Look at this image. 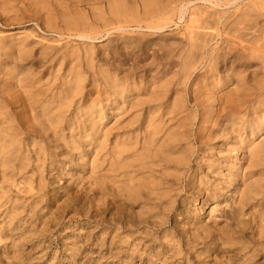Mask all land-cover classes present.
Here are the masks:
<instances>
[{
  "label": "rangeland",
  "instance_id": "rangeland-1",
  "mask_svg": "<svg viewBox=\"0 0 264 264\" xmlns=\"http://www.w3.org/2000/svg\"><path fill=\"white\" fill-rule=\"evenodd\" d=\"M82 1L83 2H81V0H77V1H74V2H71V3L67 2L66 5H68V6H65V4H63L67 8V10H65V9L61 8L62 6L60 5V2H58V0H53V1L52 0H24V1L23 0H0V36H1L0 37L1 38L0 39L1 40L0 41V52H1L0 56H2V57H0V59H1L0 63H2V64H0V68H1L0 72L2 74H5V75H6V73L8 71H10L9 74L16 73V75L14 74L15 79L17 78L16 82H18L20 80V78H22V76H23V75L20 76L18 72H20V74H22V73L25 74V72L28 71L25 75H28V74L35 75L36 74V75H38V77H40V76L42 77L43 76L42 74H44V72H45V74H44L45 76H43V80L46 79L47 76H48V79H51L50 80L51 83L55 82L53 84V88H52L51 91L56 90V88H57V90L54 91V93L52 92L53 94L51 92L50 93L52 95H56L55 97L57 98V93L59 92V87L58 86L61 84L62 77L69 70V66H70L69 63H66V62L69 61L68 59H71V58H69L68 54H72L73 52L78 51L76 53H80L81 55L83 54L82 56L84 58H85V55L89 56V60H92L91 62H92L93 71H95L96 73L97 72H101V74H100L101 77L103 75H105V74L106 75H109L111 73L114 74L115 72H117V73H115L114 75L111 74L109 76H112V77L117 76V77H119V75H120L121 77H119V78H124L125 76L128 75L130 77L129 79H132V81L131 80L127 81L128 84L130 82L129 86H134L135 84L138 85L136 83V81H135L136 79H137V82L145 80V81L141 82V84L142 85L145 84L147 86H150L149 84L152 82V81H150L152 79L151 76H154V74L156 72V69H154V68L158 67L156 61H158V62L160 61V64H161L160 66H161L162 69H165L167 67L165 70H162L160 68L162 73L164 72L163 75H162L164 78L169 76L171 73L174 74L176 72L172 77L171 76H170V78L168 77L169 79H171L170 81L171 82L173 81V82L169 85L170 81L168 83H167V81H165V83L167 85L165 87H163V90L166 91V93H167L168 103L170 102L169 100H173L172 98L175 96V94H177V91L179 90L178 93L179 92L180 93H179V95L178 94L177 95L179 96V98L183 99L182 100L183 103H181V104L184 105L183 106V105L180 104L181 107L180 106H179V108L175 107L176 110L177 109H179V110H177V112L174 110V114H171L169 117H171L172 115L180 114V115H177V116H180L181 118L182 117L191 118L190 120H188L189 118H187V120L190 121V122H193V123L195 122V126H192V127L190 126V127H188V129H190V131H192L193 133L196 132V131H199V133L200 134L202 133V135H204V136L210 134V131L213 128V126H212L213 123L215 122V120L219 119L223 115V112L226 113L228 111H231V109L233 110L235 108V105H234V103L231 100L232 98L228 94H231V93L234 94V90H235V92L238 90L236 87H238L240 85V83L237 81L239 83V85H238L236 80L238 79V75L240 74V72L243 73V74H240L239 76L243 75V76L247 77L249 75L248 79L250 81V84H254L253 82H255V80H259V81L260 80L261 81L264 80V73L262 74V72H264V55L262 57V54L264 52V47H263V45H264L263 43L264 42H262V41L264 39L261 38V37H263L262 34H264V7H261L262 5L264 6V0H236V1L235 0H209V1L208 0L207 1H203V0H197L196 1V0H194V2H193V0H168V5L170 4L169 6H173V4H174L173 7H168L167 6L168 8L166 7L165 8L166 10L162 9L163 11L161 9H159L161 13L159 12L158 14H156L154 17L151 18V19H153V18L155 19L156 18L155 19L156 21L154 19H153V21L151 19H149L151 21L147 20V22L149 21L148 23L153 24V26H154V24L155 25L158 24V26L156 25V27H162V29H160V30H162L161 32H160V30H149V29H146L144 27L146 25V23L144 22V24H142L143 27H141V28L140 27L137 28L136 26H133V27H130V29H126L125 30L126 32L124 31V32H118L117 33V31H116L117 34H115V32H112V31L109 32L108 34L103 32L100 35H97L95 39H92V40H89V41L88 40H79V39H77V38H75L73 36L71 38V36H68L67 34L60 33L61 31H63V24L60 22V19H58L60 12H63V11L64 12L65 11L70 12V11L73 10V13L75 12L74 14L84 13V12L89 14L90 10H91L90 8L93 7V6H96V8H100V10L102 9L101 12H104V15L107 16L109 14L108 10H107L108 9V4H111V5H116V6L118 5L119 7L123 6V8H125L127 11H129L128 13H130V14L133 13V15H128L129 17L134 16V17L137 18L138 16L141 15L142 10L144 9V6L145 7L147 5L151 6L152 5L151 3L157 2V0H102V1L101 0L100 1L99 0H96V1L95 0H89V2H87L88 0H82ZM130 1H132V3ZM159 1L160 0H158V2ZM162 1H163L162 3L166 4L167 0H162ZM218 1H219V3H217ZM257 1H260V2H257ZM54 2H56L57 4L54 3ZM191 2H193V3H191ZM28 3H30V4H28ZM62 3H63V1H62ZM187 3H189L190 5L187 4ZM252 3H253V5H250ZM209 4H211L212 6L211 5L209 6ZM216 4H218V5H216ZM259 4H262V5H259ZM34 5H36V6L34 7ZM72 5H74V6H72ZM25 6H27V7H25ZM41 6H43L44 8L41 7ZM184 6H186V7H184ZM17 7H19V8L21 7V8L19 9ZM199 7L200 8L202 7V8L200 9ZM210 7H213V8H210ZM137 8H139V9H137ZM185 8H186V12H185ZM193 8H195V9H193ZM205 8L206 9L210 8L211 12L208 10L207 12H209V13H207L206 11H204V10H206ZM253 8H254V10H253ZM175 9H176V12H175ZM192 9H193V11H192ZM232 9L233 10L236 9L237 11L235 10V12H233ZM33 10H34V12H32ZM43 10H44V12H43ZM171 10H173V11H171ZM189 10H191L192 12L191 11L189 12ZM168 11H169V13L171 11L172 14H173V12H175L176 14L174 13V17H173L172 14H170V15H172V16H170ZM216 11L218 13L219 12H221V13H219L220 15L217 14V19L218 20L213 21V20L216 19L215 18L216 17L215 13H217ZM244 11H247V12H244ZM193 12H199V13H196V14L194 13V16H193V15H191V14H193ZM202 12L206 13V14H204V15H206L205 17H204ZM243 12H244V14H243ZM24 13H27V14L29 13V14L27 16V14H24ZM53 13H55V14H53ZM167 13H168V15H167ZM222 13H223V15H222ZM231 13H232V15H231ZM240 13H242V15ZM246 13H248L249 17H248V15ZM177 14L179 16L180 15L181 16L179 17V16H177ZM233 14H235V15H233ZM245 14H246L247 19L245 17ZM166 15L170 16L171 18L170 17H168V19H167V17L164 18V16H166ZM250 15H252V16H250ZM44 16H46V18ZM161 16L163 18H161ZM199 16L201 17L200 21L196 19V18L199 19L200 18ZM239 16H242V17H240V19H239L238 18ZM254 16H258V17H255L256 18L255 19V18H253ZM47 17H49L50 19L47 18ZM181 17H182V19H180ZM203 17L206 18V19L208 17V19L205 20ZM211 17H212V19H210ZM133 18H131V19H133ZM237 18H238V20H237ZM164 20L167 23L164 22ZM209 20H210V22H209ZM234 20L236 22H234ZM38 21H41V22H38ZM130 21H133V20H130ZM205 21H208V22H205ZM219 21H221L220 23L223 22L224 24L221 25L219 23ZM225 21H227V22H225ZM158 22L159 23H163L164 22V23L162 25L160 24L161 25L160 26ZM197 22L199 24H197ZM237 22L238 23L240 22V23L238 24ZM256 22L257 23L259 22L258 25H260V26H257ZM40 23H41V25H40ZM241 23H243V24H241ZM130 24H131V22H130ZM235 24H237V26ZM252 24H254V25L256 24L255 26H257V27H255ZM51 25H53L52 26L53 29L50 28ZM132 25H134V24H132ZM195 25L196 26L199 25L197 27L200 30H197V27ZM202 25L207 30L204 29L203 27H200ZM204 25H207V27L204 26ZM95 26L96 27H100V29H102V26H103L102 21H96ZM191 26H193L194 28L193 27L189 28ZM213 28L216 29V30H214L215 32L212 31ZM245 28H247L248 30L245 29ZM252 28L254 30L256 28L257 30L254 31ZM131 29H134V31L133 30L131 31ZM186 29H189L190 33L193 31L194 34L193 33L190 34L189 30H186ZM148 30L151 31V32H149ZM195 30H197V31H195ZM227 30H228V33H227ZM251 30L254 31V33ZM31 31L35 35H32ZM202 31H204V32L208 31L207 32L208 34L205 35ZM29 32H31V35H30L31 37L29 36V34H30ZM238 32H240V33H238ZM247 32H248V34L250 33L249 35H251L252 37L249 36L247 34ZM120 33H122V34L120 35ZM219 33H220V35H217ZM109 34H111V35H109ZM113 34H115V35H113ZM129 34H130V36H126V35H129ZM159 34H161V35H159ZM209 34H210V36H209ZM231 34H232V36H231ZM239 34L240 35L242 34V35L240 36ZM253 34L256 35V37ZM104 35H105V37H104ZM119 35H120V37H119ZM156 35H159L161 37H159V36L156 37ZM190 35H192V36H190ZM194 35H196V36H194ZM201 35H202V37H201ZM234 35H236V36H234ZM32 36H34V37H32ZM41 36H43V37L41 38ZM121 36H122V38L123 37L124 38H129V39L135 38V41L133 39L131 40L135 44L136 43L138 44V42L141 43L143 40L144 41L142 43H144V42H146V40H148L145 43L146 46H147V47L146 46L145 47L147 49L145 47H142V48H138L137 47L136 48L137 44L136 45L134 44L133 48L119 49L120 50V54H118L119 50L118 51L114 50L112 52V50L114 49L113 47L116 44H120L122 42L121 41L122 40ZM136 36H137V38H136ZM142 36H145V38H147V39H143L142 40L140 38L141 41H139L138 37H142ZM117 37H119L121 40L119 38H117ZM189 37H191L193 40H191V41L188 40V39H190ZM203 37L204 38L206 37V40H204ZM24 38H27V40L26 39L24 40ZM53 38H54V41L52 42ZM245 38H247V40ZM59 39H60V41H59ZM106 39H107V42H108L107 44L105 43ZM150 39L152 40L151 42H150ZM241 39H242V41H241ZM46 40H47V42H46ZM194 40L195 41L198 40L197 43H195ZM231 40H233V42ZM23 41H25L24 42L25 45L28 43V47H27V45L25 46L22 43ZM109 41H111L112 43L109 42ZM203 41H205V44H202ZM207 41H209V42H207ZM239 41H241V42H239ZM54 42H56V43L59 42L57 45H59V44L60 45L57 46L56 43H54ZM149 42L151 43V45H149L150 44ZM247 42H249V43H247ZM250 42H252V43H250ZM189 43L193 47H191V45H189ZM198 43H201V44L197 45ZM258 43H260V44H258ZM45 44H50V46L51 47L53 46V47L50 48V46L45 45ZM63 44H65V45L67 44L66 47ZM72 44H74V45H72ZM102 44H104V45L106 44L107 45V47L105 45V48H107L106 51H105V55L102 53V50H99V48H98L99 45H100V49L102 48V46L104 47V45H102ZM108 44H110V45H108ZM175 44H176V46H175ZM20 45H21V47H19ZM22 45H24V46H22ZM44 45L48 46V47L44 48L45 47ZM54 45H56L57 48ZM203 45H205L206 47L203 46ZM239 45L241 46V48H240ZM246 45H249V46H246ZM41 46L42 47L44 46L43 47L44 49H41L40 48ZM121 46L122 45L120 44V47ZM134 46H135V48H134ZM159 46H161V47H159ZM163 46L165 48H163ZM226 46H228V47H226ZM1 47H2L3 52H5V53L2 52ZM22 47H23L24 51H25V48L27 47L26 48L27 53L30 50L28 55H27V53L25 55L26 51L24 52L23 49H21ZM54 47L56 49H54ZM70 47L74 50V51L72 50L73 52L71 51ZM90 47H91V49H90ZM172 47H173V49H172ZM194 47H195V49H194ZM201 47L202 48L204 47V48L202 49ZM231 47H233V49H235V52H234V50ZM245 47H247V48H245ZM249 47H251V49L255 48L256 50H258V54L259 55H256L257 54L256 50L254 52H252V50ZM28 48H30V49L28 50ZM47 48L51 51L52 54L50 53L49 50H47L51 55L45 50ZM182 48H184V50ZM53 49L55 51H53ZM69 49H70V51H69ZM144 49H146L147 52ZM193 49L196 52L193 51ZM225 49L228 50V51H226ZM238 49H240V50H238ZM241 49H243L244 52L246 51L245 54H242L244 52H242ZM259 49H260V51H259ZM39 50H44V51H41V53H40ZM85 50H87V51H85ZM107 50H109V51H107ZM152 50H153V52L151 53ZM176 50H177V52H176ZM180 50H181V52H180ZM229 50H231V51H229ZM6 51H7V53H6ZM17 51H20V53L22 51V54L20 55V53L17 52ZM45 51L47 53H44ZM92 51H93V54H92ZM130 51L133 52V53H131ZM169 51H171L172 53H170ZM186 51H187V55H186ZM188 51H189V53H188ZM190 51H192V52H190ZM218 51H219V53H216ZM236 51L237 52L239 51V52L236 53ZM89 52H91V53H89ZM123 52H124V54H123ZM125 52H126V54H125ZM209 52H210V55L212 53L211 56L209 55ZM213 52H214V54H213ZM228 52H230V53L232 52L231 55L233 57ZM259 52L260 53L262 52V53L260 54ZM17 53H19V54H17ZM55 53H56L57 57L58 56H62V58L60 57L59 61L61 60L64 65H61L62 64L61 61L60 62L59 61L55 62L57 60V58L56 59L54 58L55 61L51 62V64L48 63V62H50V60L53 59V58H51V56L53 57V55H55ZM101 53L103 54V56L101 55ZM153 53H155L157 55L156 56L155 55L154 56L150 55V54H153ZM159 53H160V56L158 55ZM184 53H185V56H184ZM191 53H193V55ZM234 53H236V54H234ZM251 53H254V55H256V57L257 56H259V57L256 58ZM15 54H16L17 57H18V55H20L19 58H21V56H22L21 60L19 58L17 60V57L15 56ZM44 54L48 58L46 57L45 59H43L45 57ZM60 54H62V55H60ZM64 54H66V55H64ZM116 54H118V55H116ZM127 54L130 55V56L128 57ZM188 54H190L191 56H189ZM215 54L216 55L218 54L217 55L218 57H215V58H217L219 60V62L216 59L217 61L214 62V64H213V61H215V58H214ZM108 55H109V57H108ZM119 55H121V56L119 57ZM122 55L126 56V57H124L125 59L123 58ZM136 55L137 56L140 55V56L136 57ZM141 55L143 57H145L144 58L145 60L144 59H140V58H143ZM163 55H165V56H163ZM221 55H222V57H221ZM241 55H242V57H241ZM244 55H246V56H244ZM82 56H81V58H82ZM97 56H99V57H97ZM100 56H102V57H100ZM167 56H168V58H166ZM208 56H209V58L211 59L212 62H210V59L207 58ZM226 56L229 57L230 60ZM250 56H251V59H253L252 61H250L251 59L250 60L248 59ZM252 56H254V58ZM112 57H114V58H112ZM159 57H161V58H159ZM187 57H188V59H187ZM192 57H194V58H192ZM220 57H221V59H220ZM240 57H241V59H240ZM15 58H16L18 66L16 65ZM23 58H24V60H23ZM101 58H103V59H101ZM126 58H128V59H126ZM148 58H149L150 61H147ZM151 58H153V59H151ZM174 58H178V59L175 60ZM112 59H114V60H112ZM165 59H166L167 62L165 61ZM194 59L196 61H198V63L195 62ZM233 59H235V60H233ZM236 59H237L238 63H235ZM254 59H257V61L254 60ZM152 60H153V64L151 62ZM171 60H174V61L171 62ZM187 60H189V61H187ZM231 60H232V62H231ZM101 61H104V62H101ZM107 61L113 63L114 66L112 64L108 63ZM193 61H194V63H193ZM81 62H83V61L81 60ZM148 62L151 65H149ZM175 62L176 63L178 62V64H176ZM250 62H252V63H250ZM45 63H47V64H45ZM171 63H172V65H171ZM188 63H193L194 65L195 64H197V65L193 66V64H191L192 65V67H191ZM216 63L218 65H216ZM244 63L246 65V68L244 67ZM67 64H69V65L67 66ZM107 64H108V66H107ZM143 64H144V66H143ZM184 64H185V66H184ZM210 64L212 66H210ZM219 64H220V66H219ZM241 64H243L242 68L240 67ZM249 64H252V66H250ZM22 65H24V66H22ZM41 65H42V67L44 69H45V66H46L45 71L42 69ZM52 65H55V66L57 65V66H56V68L54 67V69H53ZM147 65H149V66H147ZM181 65H183V66H181ZM186 65H187V67H186ZM200 65H202V66H200ZM205 65H206L207 69L204 70L203 67L206 68ZM207 65H209V67H210L209 69L210 70L208 69ZM247 65H249V66H247ZM30 66H32V67H30ZM97 66H99V67H97ZM106 66H107V68H106ZM112 66L117 68V69L113 68ZM122 66H124L125 69L123 68L122 71H117L120 68L122 69ZM130 66L134 69V71H133L132 68H129ZM137 66H139V67H137ZM7 67H9V69H7ZM21 67H23V69ZM57 67H58V69H60L59 73H56V71H55V69H57ZM80 67H81V71L85 75V78H87L89 76L88 72H91L92 70L89 67L86 68L84 63H82L80 65ZM102 67L105 68V69H103ZM172 67H174V68H172ZM176 67H177V69L175 70ZM183 67H185V68H183ZM212 67H215L214 71H211V69L213 70ZM4 68H5V70H4ZM19 68H20V70H19ZM31 68H32V70H31ZM110 68H112V69H110ZM168 68H169V70H168ZM171 68L174 69V70H172ZM190 68H192V69L194 68V69L193 70H189ZM222 68H223V70H222ZM47 69L49 71H51V72H49L50 74L52 73L51 75L48 73ZM85 69H87V70H85ZM151 69H153L154 71L151 70ZM179 69H180V71H179ZM226 69L229 72H227ZM2 70L5 71V72H3ZM6 70H7V72H6ZM11 70H13L12 73H11ZM36 70H38V71H36ZM112 70H113V72H112ZM185 70H186V72H185ZM63 71H65V73ZM105 71H107V72L105 73ZM152 71L154 72V74H152L153 73ZM172 71H174V73ZM216 71H217V73H216ZM46 72L49 75H46ZM118 72H120V73H118ZM167 72H169L170 74L167 73ZM198 72H199V74L201 72L202 73L199 75ZM224 72H226V73H224ZM1 73H0V75H1L2 79H3V77H5V79H3V80H5L8 83V80H6V76H9V75L7 74L6 76L5 75L2 76ZM122 73H123V75H121ZM165 73H167V74H165ZM183 73H185V75H187L186 76L187 79L185 78V75ZM231 73L234 76H237V77H233L234 79L232 78L229 82H224L223 83V81L225 80L224 78H226V76L224 77V74L225 75H227V74L230 75ZM132 74H133V76H131ZM182 74L184 76L183 79H181V77H179V76H182ZM18 75H19L20 78L18 77ZM138 75L139 76L141 75L140 77H143L144 79H142V78L140 79V77ZM164 75H166V76H164ZM196 75L198 77H196ZM253 75H254L255 78L252 77ZM220 76L221 77L223 76L224 80H222V78ZM1 77H0V79H1ZM131 77H133V78H131ZM173 77H174V79H173ZM205 77H207L206 80H205ZM216 77H218V78H216ZM148 78H150V79L148 80ZM211 78H213V79H212V81L210 80V82H209V79H211ZM250 78H251V80H250ZM2 79H1V82H0V87H1L0 88V90H1L0 91V107L1 108L2 107H6L7 108V109L5 108V111H7L9 113V115H10L9 118H11V120L8 119L7 122L2 123V125L0 124V134H1L0 135V150H1L0 151V161H1L0 162V169H1V167H4L7 164L4 169L0 170V173H1L0 174V236H1L0 237V264H181L183 259H186V258H188L190 256L189 255L190 251L192 253H194V257H195L194 259L195 260L200 258V261H201L202 264H209V263L210 264H245V263H243V259L242 260L241 259L238 260L236 263H231L230 259H228L229 255L227 256V254H224V253H223L224 258H222L223 255L221 253H219V256H222V257H219V256H216L217 254L214 253L213 251H212L213 254L211 253L212 254L211 255L210 254L211 250L207 254V250L201 248V246H199V245L198 246L197 245L190 246L189 250L190 249L191 250L190 251L188 250V253H186L184 251L180 255L177 254V252H178L177 249L179 247H176V246H178L179 240H178V238H174V237H175L176 233H179V230L174 231V229L171 228V221H169V219H165L164 221L161 220V217L164 216V215H161V213L166 208V206H165L166 204L163 205V207H165V208H163L162 206H160V207L157 206L156 208H153L152 205L151 206L145 205L143 203V201L145 199L144 197L146 196L145 192L139 191L140 193L136 194L137 198L140 197L138 199V202L127 201L126 200L127 197H125V192L122 191V190H117L115 188H112L113 189L112 192H111V190H108L106 192L104 198H102L99 195V193H98V187H96V185H95V182H96V180L98 181L99 177L96 176L97 175V168H96L97 163L93 161V160L96 159L95 153H93V154L91 153V150H92L93 146L91 145V146L85 148V149L88 150V154L84 155L83 158H80V159L78 158L76 160V162H71L73 154L74 153L76 154L77 151L75 152V151H71V150L69 151L68 150V148L71 145L69 143V141H68V144L65 145L67 147H65L64 149L61 146V145H64L65 140L66 141L67 140H71L70 136L73 135L71 130H70V132H69V130L68 131L66 130L67 132L64 131L63 135L59 136L58 138L56 137L57 140L61 139L60 140V146L61 147L59 146V150H58V148L55 149L54 147H52L53 145L55 146L54 143L52 144V142L51 143L48 142V143L45 144V142H43L42 139H40L38 137H35V136H32V133L31 132L29 133V131H28L29 130V125L30 126L31 125H35V122L32 121V117H31L32 111H31V109L27 108V106L25 105L24 102H26V100L23 99L22 95H21V97H19L20 90L17 89V87L15 85H13V83H12V82H15V81L14 80L10 81L9 85H8ZM52 79H53V82H52ZM163 79H162V82L164 83V80H167V78L164 79V80ZM195 79L197 80V82H195L196 81ZM207 79H208L209 83L207 82ZM252 79H254V81ZM177 80L178 81L180 80L181 82L180 81L179 82L182 83L181 84L182 87L180 86L181 87L180 89H178L180 84H179V82ZM192 80H193V82H192ZM175 81L178 82V84ZM183 81H184V83H183ZM215 81H217V82H215ZM2 83L5 84V85H3L4 87L2 86ZM99 83L97 82L95 84L98 85ZM192 83H193V85H192ZM6 84L9 87L5 88ZM162 84H160V85H162ZM198 84L201 85V86H198ZM226 84H227V86H226ZM101 85H103V84H101ZM173 85H176V86H174L175 89H173L174 88ZM163 86H164V84H163ZM192 86L196 87V88L198 87V88L194 89ZM205 86H206V89L204 88ZM207 86H209V87H207ZM10 87L11 88L12 87H16V88H12V90H11ZM86 87H87V89H90V86L88 84H87V86H85V90H86ZM99 87L97 88L98 91L97 90L96 91L93 90V93L90 94L89 98H96L103 92L102 86H99ZM212 87H214V88H212ZM164 88L167 89V90H165ZM210 88H212V89H210ZM207 89H210V90H207ZM18 90H19V93H18ZM216 90L218 92H216ZM11 91H15L17 94L15 95V92H13V94H12ZM174 91H176V92H174ZM193 91L197 95H199V98L204 96V97H202L203 100L201 98L200 103L194 104L195 102L194 103L192 102L193 101V99H192L193 96L192 95L194 94ZM206 91H207V93H206ZM173 92H174V96H173ZM8 93H9V95H7ZM50 93H49V95H50ZM203 93H205V94H203ZM145 94L146 93L144 92L143 98H145V96H147V94L146 95ZM189 94H190V96H189ZM207 94H209V96H207ZM211 95H213V98L215 97L214 99L212 98L213 100L209 99ZM215 95H217V99L218 100L216 99ZM15 97H16V99H15ZM141 97H142V95H141ZM10 98L12 100H9ZM5 99H7L8 101L5 100ZM22 99H23V101H22ZM76 99H78V98H76ZM190 99H192V100H190ZM191 103H193V104H191ZM214 103L216 105H214ZM211 104H212V107H211ZM19 106H22V107L20 108ZM25 107H26V109H25ZM171 107L172 106H170V108ZM231 107H233V108H231ZM18 108H19V111L17 110ZM172 109H174V108H172ZM181 109H183V110H181ZM16 110L18 112H20V111L21 112L18 113ZM24 112L26 113V116H25ZM189 114H190L191 117L189 116ZM14 115L17 116L18 118L15 117ZM18 115L22 116V117H19ZM193 118H195V119H193ZM206 119H208V120H206ZM115 120H116V118L110 117L107 121H105V125H106V129L107 130H109L108 128H110L111 132H114V129H115V126H116L115 123H114ZM119 120L121 121V119H119ZM200 120H203V121L206 120L208 123L207 122L205 124L203 123L201 125L200 129H199L198 125H197L198 122H196V121H200ZM6 123H10V125L6 124ZM4 124H5V126H4ZM196 127L198 129L195 131ZM204 127H206V128H204ZM2 128L3 129L4 128H8V130L4 129V131H3L4 136L3 137H2L3 133L1 132ZM16 128H18V130ZM15 129L17 131H15ZM8 131H10L11 134ZM12 131H14V132H12ZM16 132H18V133H16ZM204 132H205V134H204ZM220 132L221 131H219L218 133H214V135L216 134L217 139L216 138L212 139V140L210 139L211 140L210 144H211L212 148L208 149L206 147L207 148L206 150H208V151H205V152H207L206 154H207L208 161L211 162L212 164H214V163L216 164L217 162H219V161H217V158H223L224 157V158H226L229 161L235 162V156H237V160L236 161H238V163L243 164L244 163L243 158L245 157L244 156V152H245L244 149H243L244 152L243 151H238V152L236 151L237 152L236 153L234 151L235 153L233 152V154H232V152L229 151L228 154H227L228 148H227V146H225L226 140H224L225 138L222 137L223 133L222 132L220 133ZM219 133H220V135H219ZM20 135H22V136L20 137ZM8 136L9 137L12 136V138L10 137V140H9ZM66 136H68V137H66ZM29 137H30V139H29ZM263 138H264V135L263 136L261 135L260 138L259 137H255V138H253L252 141H255V143H257L258 141L262 140ZM13 139H14V141H12ZM74 139H77V138L76 137L72 138V140H74ZM8 140H9V142H12V143L8 144L9 143V142H7ZM83 140H86V139H83ZM216 141H218V143ZM14 142H15V144H14ZM30 142H31V144H30ZM228 142H230V144H231L232 141L229 140ZM233 142L237 143V139L235 138L233 140ZM6 143H7V145H6ZM96 143H98V142L96 141ZM24 144H26V149H29V150L30 149H37V148H40V146L44 147V146L47 145L48 147L52 148L53 150L55 149V151H53L52 149H51V151L55 152L56 154H60V155H58V156L56 155V157H50L51 159L49 158V156L48 157L46 156L45 157V161H39L38 165L42 164L43 167L41 166L42 168H41L40 172H38V173L36 171H34V170H31L30 167H28L25 171L24 170H18L19 169L18 167H19V164H20V161L18 160V158H20L25 153V151L24 152L22 151V148H23ZM32 144H33L34 147L32 146ZM39 144H40V146H39ZM49 144H50V146H49ZM247 144L250 145V143H247ZM18 145H19V147H18ZM7 147H9L10 149L7 148ZM16 147H18V148H16ZM194 147H195L194 149L197 150L198 145L194 143ZM235 147H237V146H235ZM244 147H247V145H244ZM60 148H62L61 149L62 152H61ZM15 149H17V150H15ZM65 149H67V150H65ZM7 150H9V153H8ZM63 150H64V152H63ZM14 151H15V153H17V152L18 153L14 154ZM1 152H2V155H1ZM3 153H5V155ZM67 153H69L68 155L69 156L71 155L72 157L70 156V158H69V156L66 155ZM212 153H214V154H212ZM221 153L224 156H222ZM9 155H11L13 157L10 158ZM65 155L67 156V158H66ZM204 155H203V153H200V157H202ZM77 157H78V155H77ZM207 158L205 156V159H207ZM55 159H56V161H55ZM69 159H71V160H69ZM91 161H92V163H91ZM21 163L26 164L27 162L26 161H21ZM193 165L194 166H192V167H195V164H193ZM12 167L13 168L16 167V169H12ZM55 167H57L60 170L58 173H56V170L53 171V172L51 171ZM60 167H63V168H60ZM225 167H226V165H224V169H223V171H225L224 174L227 173V171L225 170ZM7 170H9V171H7ZM13 170H14V172H12ZM61 170H62V172H61ZM6 171H7V173H6ZM8 172H9L10 175L8 174ZM18 172H20V173H18ZM170 172L174 173L173 170H170ZM4 173H6V174H4ZM173 173L171 175L175 174V173L174 174ZM187 173H185L183 176L185 177ZM2 174L5 175V176H3ZM203 176L204 175H201V173L199 174L200 178L205 179ZM2 177L5 179V181L2 179ZM23 177L26 178V179H23ZM50 177H51V179H50ZM168 178H170V179H168L169 181L175 180V179H173L172 176H168ZM207 179H210V182H213V180H214L211 177L206 178L205 180H207ZM28 181L30 182V184H29ZM41 181H43V182H41ZM49 182H50V185H49ZM36 184H37V186H36ZM160 184L162 185V187L166 185V183H164V181L160 182ZM176 184H177L176 187H178V189L175 190V191L169 192V195L167 197L163 198L162 201L169 202L170 197H175L174 198V200H175L177 198V196L179 195L178 198L180 200L182 199V200L186 201V205H185V207L184 206H180L179 205L180 201L178 200L179 203L177 202L176 206H177V204L179 205V208L181 209V211L184 214V216L185 217H189L188 219H192V218L195 217V215H198L199 216V220L203 224H209V223H214V224L216 223L217 224V221L215 222V220H222L223 218L221 217L222 216L221 214H223V211L225 210V208H226V210H229L228 203L230 204V202L235 197V191L236 190H234V188L232 187L231 191L226 192V195L224 194L220 198V200L218 201V204L214 203V202H207V204H205L204 208H202L203 210H201L200 207H201L205 197H201L200 195H198V193L196 191L195 192H192V191L189 192L188 191V193H185V190L182 189V188L185 187L184 179H183V181H180V184H179V182L176 181ZM122 192H124V193H122ZM159 192L162 193V191H159ZM55 193L57 195L59 194L58 196L56 195L57 198L55 197ZM51 194L53 196H51ZM140 194H141V196H140ZM184 194H185L186 198H185ZM152 198H154V196H152ZM228 200H229V202H228ZM32 201H33V203H32ZM102 202H103V205H102ZM110 202H112V203H110ZM31 203H32V205H31ZM110 204H112V205H110ZM212 208L216 209L215 212L218 213L220 211V213H218V214H216L215 212H211L210 213ZM153 209L154 210L156 209V211H154ZM144 210H145V212H144ZM226 210H225V212H226ZM130 212H131V214H130ZM132 212H134V213H132ZM135 212H137V213H135ZM147 213H149V214H147ZM142 214H146V215L151 216V217L153 216V218L150 219V221L153 220V221H151V222H153L152 223L153 225H150V224L149 225H145V224H140L139 225L138 219H139V217ZM137 215H138V217H136ZM190 216H191V218H190ZM216 217H218V218H216ZM158 218H160V219H158ZM174 219L176 220V225L179 224V225H177L178 227L184 226V223L187 221V219H184V217H181L180 214L175 216ZM166 221H168V222H166ZM210 221H212V222H210ZM126 222H127V224H126ZM129 223H131V224H129ZM154 223H156V224H154ZM160 223H166V224H164V226L161 229H158V226H159ZM172 223H174V220H173ZM128 224H129V226H128ZM180 225H182V226H180ZM159 233H160L161 236L159 235ZM142 238H147V239L144 240ZM134 239H136V240L133 241ZM148 240H153V241L157 240V242L154 243V246L156 247V250L154 252H160V251L162 252V250H164L163 251L164 253L163 252L161 253L162 256L157 258L156 256H154L153 252H150L147 249L148 245L150 244L148 242ZM185 240L186 239H183V241H185ZM159 244H161L163 246V249H162V247H158ZM196 252H198V253H196ZM14 254H15V256H14ZM173 254L176 255V256H174L172 258H169L170 256H173ZM197 255H199V256H197ZM214 255H215V257H214ZM225 255L227 257H225ZM202 256H204L205 258L204 257L202 258ZM220 258H221V260H220ZM205 259H207V260H205ZM263 259L264 258H262V260L261 259L258 260L257 263L258 264H264V260ZM228 261H229V263H228ZM257 263L255 262V263H250V264H257Z\"/></svg>",
  "mask_w": 264,
  "mask_h": 264
},
{
  "label": "bare ground",
  "instance_id": "bare-ground-1",
  "mask_svg": "<svg viewBox=\"0 0 264 264\" xmlns=\"http://www.w3.org/2000/svg\"><path fill=\"white\" fill-rule=\"evenodd\" d=\"M24 1V0H23ZM53 1V0H52ZM63 1V3H62ZM74 1H77V0H58V2H60V5L62 6L61 8L67 10V8L65 6H68L66 5L67 2H74ZM96 1V0H95ZM100 1V0H99ZM102 1V0H101ZM197 1V0H196ZM203 1H207V0H203ZM202 1V2H203ZM209 1V0H208ZM236 1V0H235ZM81 2H83L81 0ZM89 2V0L87 1ZM117 2V1H116ZM132 3V1H130ZM158 2V0H157ZM157 2H154V3H151L152 5L149 6L147 5L146 7L144 6V9L142 10V13L140 16H138L137 18L134 17V16H131L129 17L128 15H133L128 13L129 11H127L125 8L122 7H119L118 5H111V4H108V15H104V12H101L100 8H96V6H93L91 7L90 9V13H77V14H74L73 13V10L68 12V11H63V12H60L59 14V17L58 19H60V22L63 24V31H59L60 33L62 34H67L68 36H72L79 39V40H92V39H95L97 35H100L101 33L105 32V33H109V32H115V34H117L118 32H124L126 29H130V27H133V26H136L137 28L138 27H143L142 24H144V22L146 23V25L144 26L146 29H149V30H160L162 29V27H156V25L158 26V24H151V23H148L149 21H153V19H151L152 17H154L156 14H158L160 12L159 9H165L167 6L168 7H173V6H169L168 5V0L166 1V4L165 3H162L163 1L160 0L158 3ZM194 2V0H193ZM191 2V3H193ZM224 2V1H223ZM233 2V1H232ZM231 2V3H232ZM257 2H260V1H257ZM27 3V2H26ZM56 3V2H54ZM105 3V2H104ZM176 3V2H175ZM204 3V2H203ZM207 3V2H206ZM219 3V1L217 2ZM228 3V2H227ZM13 4V3H12ZM15 4V3H14ZM20 4V3H19ZM30 4V3H28ZM41 4V3H40ZM39 4V5H40ZM57 4V3H56ZM55 4V5H56ZM65 4V6L63 5ZM73 4V3H72ZM84 4V3H83ZM91 4V3H90ZM93 4V3H92ZM100 4V3H99ZM127 4V3H126ZM143 4V3H142ZM189 4V3H187ZM186 4V5H187ZM221 4V3H220ZM263 4V3H262ZM262 4H259V5H262ZM46 5V4H45ZM49 5V4H48ZM59 5V4H58ZM77 5V4H76ZM85 5V4H84ZM88 5V4H87ZM95 5V4H94ZM184 5V4H183ZM190 5V4H189ZM188 5V6H189ZM211 4H209L210 6ZM214 5V4H213ZM218 5V4H216ZM228 5V4H227ZM250 5H253L250 4ZM31 6V5H30ZM36 5H34L35 7ZM57 6V5H56ZM74 6V5H72ZM133 6V5H132ZM212 6V5H211ZM27 7V6H25ZM38 7V6H37ZM40 7V6H39ZM43 7V6H41ZM46 7V6H45ZM55 7V6H54ZM71 7V6H70ZM78 7V6H77ZM141 7V6H140ZM167 7V8H168ZM186 7V6H184ZM226 7V6H225ZM249 7V6H248ZM257 7V6H256ZM261 7H264L263 5ZM19 8V7H17ZM21 8V7H20ZM19 8V9H20ZM33 8V7H32ZM44 8V7H43ZM60 8V7H59ZM58 8V9H59ZM60 8V9H61ZM178 8V7H177ZM200 8V7H199ZM202 8V7H201ZM200 8V9H201ZM210 8H213V7H210ZM210 8L209 9H206L204 11H210ZM31 9V8H30ZM69 9V8H68ZM139 9V8H137ZM136 9V10H137ZM183 9V8H182ZM195 9V8H193ZM192 9V11H193ZM218 9V8H217ZM223 9V8H222ZM42 10V9H41ZM76 10V9H75ZM162 10V11H163ZM166 10V9H165ZM181 10V9H180ZM197 10V9H196ZM212 10V9H211ZM233 10V9H232ZM236 9L233 10V12H235ZM243 10V9H242ZM245 10V9H244ZM254 10V8H253ZM257 10V9H256ZM263 10V9H262ZM261 10V11H262ZM21 11V10H20ZM60 11V10H59ZM58 11V12H59ZM78 11V10H77ZM173 11V10H171ZM168 11L169 15L172 14V12ZM191 10H189L190 12ZM191 11V12H192ZM215 11V10H214ZM221 11V10H220ZM237 11V10H236ZM34 12V10L32 11ZM44 12V10H43ZM79 12V11H78ZM175 12H176V9H175ZM173 12V17H174V13ZM180 12V11H179ZM185 12H186V8H185ZM211 12V11H210ZM213 12V11H212ZM217 12V11H216ZM239 12V11H238ZM244 12H247V11H244ZM243 12V14H244ZM69 13V14H68ZM140 13V12H139ZM161 13V12H160ZM167 13V15H168ZM194 13H199V12H193V15L194 16ZM203 13V12H202ZM209 13V12H207ZM221 13V12H219ZM218 12L215 13L216 15V19L213 20V21H216L218 20L217 19V14H219ZM224 13V12H223ZM222 13V15H223ZM24 14H27V13H24ZM29 14V13H28ZM27 14V16H28ZM33 14V13H32ZM39 14V13H38ZM55 14V13H53ZM176 14V13H175ZM206 14V13H203V15ZM214 14V13H213ZM212 14V15H213ZM242 15V13H240ZM248 15V13H246ZM246 14H245V17H246ZM91 15V16H90ZM164 16L167 17H170V16ZM202 15V16H203ZM214 15V16H215ZM220 15V14H219ZM221 15V16H222ZM232 15V13H231ZM235 15V14H233ZM237 15V14H236ZM30 16V15H29ZM38 16V15H37ZM36 16V17H37ZM43 16V15H42ZM176 16V15H175ZM177 16H179L177 14ZM181 16V15H180ZM179 16V17H180ZM183 16V15H182ZM196 16V15H195ZM206 15H204L205 17ZM208 16V15H207ZM230 16V15H229ZM252 16V15H250ZM39 17V16H38ZM37 17V18H38ZM46 18V16H44ZM51 17V16H50ZM134 17V18H133ZM159 17V16H158ZM157 17V18H158ZM172 17V18H173ZM200 17V16H199ZM203 17V18H204ZM235 17V16H234ZM240 17L242 16H239L238 18L240 19ZM244 17V16H243ZM249 17V15H248ZM255 17H258V16H254L253 18ZM260 17V16H259ZM36 18V19H37ZM42 18V17H41ZM49 18V17H47ZM133 18V19H131ZM161 18H163L161 16ZM160 18V19H161ZM171 18V17H170ZM236 18V17H235ZM237 18V20H238ZM33 19V18H32ZM50 19V18H49ZM151 19V20H149ZM156 19V18H155ZM154 19V20H155ZM174 19V18H173ZM182 19V17L180 18ZM197 20L200 21L201 17L198 19L196 18ZM205 20L207 19L204 18ZM203 19V20H204ZM212 19V17L210 18ZM233 19V18H232ZM245 19V18H244ZM247 19V17H246ZM249 19V18H248ZM256 19V18H255ZM254 19V20H255ZM260 19V18H259ZM40 20V19H39ZM43 20V19H42ZM52 20V19H51ZM130 20H133V21H130ZM147 20H149L147 22ZM227 20V19H226ZM236 20V19H235ZM234 20V22H236ZM35 21V20H34ZM48 21V20H47ZM53 21V20H52ZM96 21H102L103 23V26H102V29H100V27H96L95 26V23ZM156 21V20H155ZM168 21V20H167ZM198 21V22H199ZM212 21V20H211ZM247 21V20H246ZM253 21V20H252ZM257 21V20H256ZM38 22H41V21H38ZM46 22V21H45ZM59 22V23H60ZM131 22V24H130ZM162 22V21H161ZM164 22H166L164 20ZM163 22V23H164ZM197 22V24H199ZM203 22V21H202ZM205 22H208V21H205ZM210 22V20H209ZM221 21H219L220 23ZM227 22V21H225ZM43 23V22H42ZM156 23V22H155ZM159 23V22H158ZM163 23H159V25L163 24ZM167 23V22H166ZM238 23V22H237ZM240 23V22H239ZM238 23V24H239ZM253 23V22H252ZM259 23V22H258ZM258 23L256 22L257 26H260L258 25ZM134 24V25H132ZM172 24V23H171ZM205 24V23H204ZM221 25L224 24L223 22L220 23ZM227 24V23H226ZM243 24V23H241ZM255 24V25H256ZM41 25V23H40ZM160 25V26H161ZM237 26V24H235ZM254 25V24H252ZM254 25V26H255ZM53 25H51L50 28H52ZM165 26V25H164ZM196 26V25H195ZM199 26V25H197ZM196 26V27H197ZM207 27V25H204ZM212 26V25H211ZM219 26V25H218ZM232 26V25H231ZM255 26V27H257ZM48 27V26H47ZM193 26L189 27V28H192ZM200 27H203L200 26ZM188 28V27H187ZM194 28V27H193ZM204 28V27H203ZM209 28V27H208ZM222 28V27H221ZM226 28V27H225ZM234 28V27H233ZM53 29V28H52ZM206 29V28H204ZM211 29V28H210ZM223 29V28H222ZM240 29V28H239ZM247 29V28H245ZM253 29V28H252ZM51 30V29H50ZM134 31V29H131V31ZM136 30V29H135ZM148 30V31H149ZM182 30V29H181ZM186 30H189V29H186ZM192 30V29H191ZM194 30V29H193ZM197 30H200L198 27H197ZM195 30V31H197ZM203 30V29H202ZM207 30V29H206ZM209 30V29H208ZM216 29L213 28L212 31H214ZM224 30V29H223ZM229 30V29H228ZM228 30H227V33H228ZM248 30V29H247ZM254 30V29H253ZM255 30H257L255 28ZM254 30V31H255ZM117 31V33H116ZM162 30H160L161 32ZM205 31V30H204ZM202 31L205 35H207L208 31L207 32H204ZM210 31V30H209ZM250 31V30H249ZM252 31V30H251ZM254 31H252L254 33ZM263 31V30H262ZM32 32V31H31ZM31 32H29V36L31 35ZM126 32V31H125ZM151 32V31H149ZM185 32V31H184ZM183 32V33H184ZM187 32V31H186ZM215 32V31H214ZM242 32V31H241ZM59 33V34H60ZM128 33V32H127ZM189 33H190V30H189ZM193 33V31L191 32ZM190 33V34H191ZM201 33V32H200ZM230 33V32H229ZM240 33V32H238ZM113 34V35H115ZM122 33H120L121 35ZM132 34V33H131ZM145 34V33H144ZM186 34V33H185ZM194 34V33H193ZM192 34V35H193ZM223 34V33H222ZM233 34V33H232ZM231 34V36H232ZM244 34V33H243ZM248 34V32H247ZM250 34V33H249ZM248 34V35H249ZM32 35H35L33 34L32 32ZM111 35V34H109ZM119 35V37H120ZM134 35V34H133ZM161 35V34H159ZM159 35H156L159 36ZM188 35V34H187ZM190 35V36H192ZM217 35H220L217 34ZM224 35V34H223ZM222 35V36H223ZM230 35V34H229ZM240 35V34H239ZM242 35V34H241ZM240 35V36H241ZM254 35V34H253ZM258 35V34H257ZM263 38L264 39V34H262ZM261 35V36H262ZM64 36V35H63ZM123 36V35H122ZM121 36V38H122ZM125 36V35H124ZM126 36H130L129 35H126ZM125 36V37H126ZM132 36V35H131ZM140 36V35H139ZM149 36V35H148ZM196 36V35H194ZM210 36V34H209ZM225 36V35H224ZM236 36V35H234ZM244 36V35H243ZM247 36V35H246ZM251 36V35H249ZM248 36V37H249ZM256 37V35H254ZM1 37V36H0ZM31 37V36H30ZM29 37V38H30ZM34 37V36H32ZM43 36H41L42 38ZM61 37V36H60ZM105 37V35H104ZM117 37V38H119ZM134 37V36H133ZM161 37V36H159ZM202 37V35H201ZM228 37V36H227ZM252 37V36H251ZM258 37V36H257ZM67 38V37H66ZM112 38V37H111ZM137 38V36H136ZM139 38V41L140 38L143 40V39H147L145 38V36H142V37H138ZM184 38V37H183ZM190 39L188 40H193L191 37H189ZM200 38V37H199ZM204 38V37H203ZM212 38V37H211ZM214 38V37H213ZM217 38V37H216ZM224 38V37H223ZM226 38V37H225ZM237 38V37H236ZM260 38V39H261ZM1 39V38H0ZM27 40V38H24V40ZM69 39V38H68ZM108 39V38H107ZM107 39H106V44L108 43L107 42ZM120 39V38H119ZM118 39V40H119ZM134 41H135V38H132ZM132 39H129V38H122V42L119 43L122 45L120 47V44H116L112 49V52L115 50V51H118L119 49H129V48H133V45L135 44L134 42H132L131 40ZM152 39V38H151ZM150 39V42L152 41ZM208 39V38H207ZM247 40V38H245ZM259 39V38H258ZM64 40V39H63ZM66 40V39H65ZM138 40V39H137ZM196 40V39H195ZM194 40V41H195ZM204 40H206V37L204 38ZM210 40V39H209ZM240 40V39H239ZM252 40V39H251ZM250 40V41H251ZM1 41V40H0ZM45 41V40H44ZM51 41V40H50ZM49 41V42H50ZM54 41V38L52 40V42ZM56 41V40H55ZM60 41V39H59ZM68 41V40H67ZM117 41V40H116ZM144 41V40H143ZM142 41V42H143ZM148 40H146L147 42ZM198 41V40H197ZM197 41H195V43H197ZM233 42V40H231ZM242 41V39H241ZM239 41V42H241ZM25 41H23L22 43L25 45L24 43ZM47 42V40H46ZM93 42V41H92ZM111 42V41H109ZM139 43L137 44L136 48H142V47H145L146 46V42L144 43ZM149 42V43H150ZM189 42V41H188ZM209 42V41H207ZM213 42V41H212ZM257 42V41H256ZM264 42V40L262 41ZM56 43V42H54ZM59 43V42H58ZM56 43V45L58 44ZM81 43V42H80ZM112 43V42H111ZM148 43V44H149ZM157 43V42H156ZM194 43V42H193ZM246 43V42H245ZM249 43V42H247ZM252 43V42H250ZM105 44V45H106ZM114 44V43H113ZM135 44V45H136ZM147 44V45H148ZM153 44V43H152ZM180 44V43H179ZM178 44V45H179ZM201 43H198L197 45H199ZM202 44H205V41H203ZM235 44V43H234ZM260 44V43H258ZM264 44V43H263ZM22 45V46H24ZM27 47H28V43L26 44ZM25 45V46H26ZM45 45H48L50 46V44H45ZM44 45V46H45ZM54 45V46H56ZM60 45V44H59ZM57 45V46H59ZM65 45V44H63ZM67 45V44H66ZM65 45V47H66ZM74 45V44H72ZM80 45V44H79ZM85 45V44H84ZM83 45V46H84ZM104 45V44H102ZM105 45L104 47L102 46V48L100 49V45H99V50H102V53L105 55V51L107 48H105ZM110 45V44H108ZM151 45V43L149 44ZM189 45H191L189 43ZM188 45V46H189ZM196 45V44H195ZM194 45V46H195ZM215 45V44H214ZM222 45V44H221ZM224 45V44H223ZM228 45V44H227ZM237 45V44H236ZM241 45V44H240ZM239 45V46H240ZM43 46V47H44ZM48 46H45L44 48L48 47ZM56 46V48H57ZM81 46V45H80ZM86 46V45H85ZM89 46V45H88ZM176 46V44H175ZM205 46V45H203ZM229 46V45H228ZM226 46V47H228ZM246 46H249V45H246ZM262 46V45H261ZM21 47V45L19 46ZM26 47V48H27ZM42 46L40 47L41 49H44ZM53 47V46H52ZM50 46V48H52ZM63 47V46H62ZM61 47V48H62ZM75 47V46H74ZM107 47V45H106ZM147 47V46H146ZM145 47V48H146ZM151 47V46H150ZM161 47V46H159ZM184 47V46H183ZM190 47V46H189ZM191 47H193L191 45ZM196 47V46H195ZM194 47V49H195ZM206 47V46H205ZM234 47V46H233ZM233 47H231L233 49ZM255 47V46H254ZM264 47V45H263ZM25 48V47H24ZM26 48H25V51H26ZM32 48V47H31ZM54 47V49H56ZM60 48V49H61ZM71 48V47H70ZM85 48V47H84ZM97 48V47H96ZM135 48V46H134ZM154 48V47H153ZM163 48H165L163 46ZM162 48V49H163ZM200 48V47H199ZM202 48V47H201ZM204 48V47H203ZM202 48V49H203ZM230 48V47H229ZM235 48V47H234ZM241 48V46H240ZM247 48V47H245ZM251 49V47H249ZM253 48V47H252ZM256 48V47H255ZM251 49L252 52H254L256 49ZM23 49V47L21 48ZM30 48H28L29 50ZM53 49V51H55ZM59 49V50H60ZM64 49V48H63ZM91 49V47H90ZM111 49V48H110ZM147 49V48H146ZM144 49V50H146ZM173 49V47H172ZM171 49V50H172ZM184 50V48H182ZM192 49V48H191ZM193 49V51H195ZM220 49V48H219ZM218 49V50H219ZM224 49V48H223ZM222 49V50H223ZM1 50H2V47H1ZM8 50V49H7ZM17 50V49H16ZM46 51L49 50L48 48L45 49ZM52 50V49H51ZM73 49L71 48V51ZM93 50V49H92ZM132 50V49H131ZM159 50V49H158ZM178 50V49H177ZM176 50V52H177ZM182 50V51H183ZM213 50V49H212ZM215 50V49H214ZM226 50V49H225ZM224 50V51H225ZM234 52H235V49H233ZM240 50V49H238ZM242 52H244L243 49H241ZM246 50V49H245ZM5 51V50H4ZM24 51V49H23ZM24 51V52H25ZM40 53L41 51H44V50H39ZM44 52V53H47V52ZM50 51V50H49ZM70 51V49H69ZM74 51V50H73ZM72 51V52H73ZM87 51V50H85ZM90 51V50H89ZM109 51V50H107ZM133 51V50H132ZM135 51V50H134ZM142 51V50H141ZM156 51V50H155ZM201 51V50H200ZM216 51V50H215ZM220 51V50H219ZM216 52V53H219ZM228 51V50H226ZM231 51V50H229ZM257 51V54L256 55H259L258 54V50ZM260 51V49H259ZM3 52V50H2ZM20 53V51H17ZM30 50L25 52V55L27 53V55L29 54ZM58 52V51H57ZM56 52V53H57ZM66 52V51H65ZM71 52V53H72ZM78 52V51H76ZM76 52H73L72 54H68L69 55V58L71 59H68L69 61L66 62V63H69L70 66H69V70L65 73V71H63L65 74L63 75L62 77V81H61V84L58 86L59 87V92L57 93V98L55 97L56 95H52L54 93V91L57 90H54V91H51L52 88H53V84L55 82H53V79H52V82L51 83V79H48V76L46 79L43 80V76H45V72L44 74H42L43 76L41 77H38V75H32V74H28V75H25L27 72H25V74H20L19 75H23L22 78H20V80L18 82H16V79L14 77V74L16 75V73H12L13 70H11V73L12 74H9L10 71L7 72L6 70V75L8 74L9 76H6L5 74H2V76H6V80H8V83L3 80L5 79V77H1V79L3 81H5V83H7L9 85V82L10 81H15V82H12L13 85H15L17 87V89L20 90V95L19 97H23L24 100H26L25 105L27 106V108L31 109L32 111V114H31V117H32V121L35 122V125H29V133L31 132L32 133V136H35V137H38L40 139H42L43 142L46 143H51L52 144L54 143L55 146L53 145L52 147H54L55 149L58 148L59 150V146H60V140L57 138L61 135H63V132L64 131H68L70 132V130L72 131L73 135L70 136L71 140H65V143L64 145H61L62 148L64 149L66 144H68V141L69 143L71 144L70 147L68 148V150L70 151H77L76 154L74 153L73 154V157H72V160L71 162H76V160L79 158H83L84 155L88 154V150L85 149L86 147H89V146H93L92 150H91V153H95V157L96 159L93 160L94 162L97 163V177L98 178V181L96 180L95 182V185L96 187H98V193L99 195L104 198L106 192L108 190H111V192L113 191L112 188H115L117 190H122L125 192V197H127V201H134V202H138V199L140 198H137L136 197V194L137 193H140L139 191H142V192H145V199L143 201V203L145 205H149L153 208H156L157 206L160 207L163 205L166 206L163 207L165 208L164 211H162L161 215H164L163 217H161V220H165V219H169V221H171V228L174 229V231H177L179 230V233H176L175 237L174 238H178L179 240V243H178V246L176 247H179L177 249V254H182L184 251L186 253H188V250H189V247L190 246H195V245H199L201 246V248L203 249H206L207 250V254L208 252L211 250L210 254L212 253V251L214 253H216L217 255L216 256H219V253H221L223 255L224 254H227V256L229 257L228 259H230V262L231 263H236L238 260H242L243 259V263L245 264H250V263H257L258 260H262V258H264V138L260 141H258L257 143H255V141H252L253 138L255 137H259L262 135H264V80H255L252 79L253 83L254 84H250V81L248 79L249 75L246 77V76H239L240 74H243L240 72V74L238 75V79L236 80V82L238 81L240 83H238V87H236L237 91L235 92L234 90V94H228L231 96V100L232 102L234 103L235 105V108L231 111H228L226 113L223 112V115L215 120V122L213 123V128L211 129L210 131V134L204 136L202 135V133L200 134L199 131H196L198 128L200 129L201 125L204 123H206L208 119H206L205 121L203 120H200V121H196L198 122V128L196 127L195 131L196 132H192L190 131V129H188V127H192V126H195V122H190L188 120H190L191 118H189L187 120V118H184V117H180V116H177V115H180V114H177V115H172L171 117H169L171 114H174V110L177 112V110L179 109H175V107H178L179 106L181 107V103L183 99L179 98V93L177 91V94H175L174 96V91L173 92V100H169L170 102L168 103V99H167V93L166 91L163 90V87H165L167 84L165 83V81H167V83L171 80L169 79L170 76L172 77L175 73L174 71H172L174 74H170L169 76L167 77H163V73L161 71V64H160V61H156L157 62V65L158 67L157 68H154L156 69V72L154 74V70H153L151 73L154 74V76H151L152 79L150 81H152L149 85L150 86H147V85H142L141 82L145 81V80H142V81H138L137 82V79L135 80L136 83L138 85H134V86H129L130 85V82L129 84L127 83V81H132V79H129L130 77L127 75L125 76L124 78H119L121 77L119 75V77L117 76H109V75H106L105 73L107 71H105V75H103L102 77L100 76L101 72H95L93 71V67H92V60H89V56H86L85 55V58L80 54V53H76ZM120 54V50L118 51ZM128 52V51H127ZM131 52V51H130ZM147 52V50H146ZM145 52V53H146ZM150 52V51H149ZM148 52V53H149ZM153 52V50L151 51V53ZM165 52V51H164ZM168 52V51H167ZM170 53H172L171 51H169ZM175 52V51H174ZM181 52V50H180ZM192 52V51H190ZM196 52V51H195ZM233 52V51H232ZM231 52V53H232ZM239 52V51H238ZM236 51V53H238ZM246 52V51H245ZM242 53V54H245ZM250 52V51H249ZM1 53V52H0ZM5 53V52H3ZM7 53V51H6ZM14 53V52H13ZM17 53V54H19ZM49 53V52H48ZM51 53V51H50ZM49 53V54H50ZM55 53V55H56ZM68 53V52H67ZM66 53V54H67ZM91 53V52H89ZM101 53V55L103 56V54ZM133 53V52H131ZM135 53V52H134ZM138 53V52H137ZM142 53V52H141ZM144 53V54H145ZM162 53V52H161ZM189 53V51H188ZM199 53V52H198ZM230 53V52H228ZM230 53V55H231ZM234 53V54H236ZM241 53V52H240ZM260 53V52H259ZM262 53V52H261ZM260 53V54H261ZM11 54V53H10ZM22 54V51L20 53V55ZM52 54V53H51ZM50 54V55H51ZM64 54V55H66ZM92 54H93V51H92ZM97 54V53H96ZM116 54V55H118ZM124 54V52H123ZM126 54V52H125ZM136 54V53H135ZM143 54V55H144ZM164 54V53H163ZM178 54V53H177ZM182 54V53H181ZM193 55V53H191ZM196 54V53H195ZM208 54V53H207ZM214 54V52H213ZM227 54V53H226ZM248 54V53H247ZM254 55V53H251ZM250 54V55H251ZM17 57V60L19 58V56ZM24 55V54H23ZM24 55V56H25ZM41 55V54H40ZM49 55V56H50ZM53 55V57L51 56V58H53L52 60H50V63L55 61V59L57 58V60L55 62H58L60 57L62 58V56H58L57 55L55 56ZM62 55V54H60ZM63 55V56H64ZM90 55V54H89ZM98 55V54H97ZM100 55V54H99ZM113 55V54H112ZM128 55V54H127ZM148 55V54H147ZM152 56H156L157 54L153 53V54H150ZM149 55V56H150ZM160 56V53L158 54ZM162 55V54H161ZM166 55V54H165ZM163 55V56H165ZM176 55V54H175ZM174 55V56H175ZM186 55H187V51H186ZM189 56H191L190 54H188ZM209 55H210V52H209ZM212 55V53H211ZM210 55V56H211ZM218 55V54H217ZM216 54L214 56L215 57H218ZM225 55V54H224ZM239 55V54H238ZM256 55H254L256 57ZM264 55V52L262 54V57ZM5 56V55H4ZM23 56V57H24ZM31 56V55H30ZM29 56V57H30ZM39 56V55H38ZM43 56V55H42ZM44 58L45 59L47 56L44 54ZM82 56V58H81ZM96 56V55H95ZM100 56V57H102ZM121 55H119L120 57ZM123 56V55H122ZM130 55H128L129 57ZM140 56V55H139ZM136 55V57H139ZM142 56V55H141ZM146 56V55H145ZM151 56V57H152ZM162 56V57H163ZM180 56V55H179ZM184 56H185V53H184ZM220 56V55H219ZM232 56V55H231ZM235 56V55H234ZM246 56V55H244ZM249 56V55H248ZM254 56H252L254 58ZM2 57V56H0ZM65 57V56H64ZM68 57V56H67ZM99 57V56H97ZM109 57V55H108ZM116 57V56H115ZM126 57V56H123V58ZM134 57V56H133ZM132 57V58H133ZM143 57V56H142ZM206 57V56H205ZM222 57V55H221ZM220 57V59H221ZM227 57V56H226ZM225 57V58H226ZM233 57V56H232ZM242 57V55H241ZM240 57V59H241ZM259 57V56H257ZM256 57V58H257ZM22 58V56H21ZM21 58H19L21 60ZM28 58V57H27ZM39 58V57H38ZM41 58V57H40ZM48 58V57H47ZM55 58V59H54ZM114 58V57H112ZM122 58V59H123ZM145 57L143 58H140V59H144ZM157 58V57H156ZM161 58V57H159ZM165 58V57H164ZM163 58V59H164ZM168 58V56L166 57ZM183 58V57H182ZM185 58V57H184ZM194 58V57H192ZM191 58V59H192ZM199 58V57H198ZM201 58V57H200ZM209 58V56L207 57ZM229 60L230 58L227 57ZM244 58V57H243ZM103 59V58H101ZM108 59V58H107ZM121 59V58H120ZM125 59V58H124ZM128 59V58H126ZM131 59V58H130ZM138 59V58H137ZM153 59V58H151ZM158 59V58H157ZM156 59V60H157ZM175 60L178 59V58H174ZM188 59V57H187ZM190 59V58H189ZM197 59V58H196ZM210 59V58H209ZM217 58H215V61H213V64L214 62H216ZM227 59V60H228ZM249 60L251 59V56L248 58ZM260 59V58H259ZM1 60V59H0ZM24 60V58H23ZM33 60V59H32ZM81 60L83 62H81ZM114 60V59H112ZM145 60V59H144ZM200 60V59H199ZM208 60V59H207ZM213 60V59H212ZM235 60V59H233ZM253 59H251L250 61H252ZM257 61V59H254ZM261 60V59H260ZM259 60V61H260ZM15 61H16V58H15ZM49 61V60H48ZM61 61V60H60ZM59 61V62H60ZM94 61V60H93ZM122 61V60H121ZM125 61V60H124ZM123 61V62H124ZM134 61V60H133ZM147 61H150L149 58ZM166 61V59H165ZM174 61V60H171V62ZM182 61V60H181ZM189 61V60H187ZM195 62L198 63V61H196L194 59ZM193 61V63H194ZM225 61V60H224ZM243 61V60H242ZM241 61V62H242ZM245 61V60H244ZM1 62V61H0ZM42 62V61H41ZM101 62H104V61H101ZM108 62V61H107ZM135 62V61H134ZM140 62V61H139ZM146 62V61H145ZM152 64H153V60L151 61ZM155 62V63H156ZM167 62V61H166ZM184 62V61H183ZM182 62V63H183ZM192 62V61H191ZM210 62L211 59H210ZM219 62V60H218ZM226 62V61H225ZM232 62V60H231ZM246 62V61H245ZM261 62V61H260ZM61 65H64L63 62L61 61ZM65 63V64H66ZM84 63L86 68L89 67L91 70V72H88L89 73V76L87 78H85V75L83 74V72L81 71V67L80 65ZM99 63V62H98ZM110 64L113 65V63L111 62H108ZM169 63V62H168ZM176 63V62H175ZM193 63H188L191 67ZM209 63V62H208ZM224 63V62H223ZM227 63V62H226ZM235 63H238L237 62V59H236V62ZM243 63V62H242ZM249 63V62H248ZM252 63V62H250ZM256 63V62H255ZM2 64V63H0ZM4 64V63H3ZM47 64V63H45ZM59 64V63H58ZM67 64V66L69 65ZM106 64V63H105ZM123 64V63H122ZM146 64V63H145ZM149 64V62H148ZM164 64V63H163ZM178 64V62L176 63ZM187 64V65H188ZM221 64V63H220ZM219 64V66H220ZM240 64V63H239ZM254 64V63H253ZM16 65H17V61H16ZM21 65V64H20ZM32 65V64H31ZM40 65V64H39ZM60 65V66H61ZM97 65V64H96ZM100 65V64H99ZM119 65V64H118ZM124 65V64H123ZM151 65V64H149ZM147 65V66H149ZM156 65V64H155ZM172 65V63H171ZM186 65V67H187ZM188 65V66H189ZM197 65V64H195ZM193 64V66H195ZM199 65V64H198ZM216 65H218L216 63ZM225 65V64H224ZM227 65V64H226ZM250 66H252V64H249ZM247 65V66H249ZM18 66V65H17ZM24 66V65H22ZM57 66V65H56ZM55 65H52V68L54 69V67L56 68ZM105 66V65H104ZM108 66V64H107ZM106 66V68H107ZM110 66V65H109ZM114 66V65H113ZM112 66V67H113ZM116 66V65H115ZM121 66V65H120ZM119 66V67H120ZM144 66V64H143ZM166 66V65H165ZM174 66V65H173ZM183 66V65H181ZM185 66V64H184ZM202 66V65H200ZM208 66V69L210 68L209 65ZM210 66H212L210 64ZM214 66V65H213ZM237 66V65H236ZM243 64H241V68H242ZM5 67V66H4ZM27 67V66H26ZM32 67V66H30ZM42 67V65H41ZM40 67V68H41ZM51 67V66H50ZM66 67V66H65ZM99 67V66H97ZM118 67V68H119ZM139 67V66H137ZM146 67V66H145ZM156 67V66H155ZM206 67V65H205ZM218 67V66H217ZM244 67L246 68V65L244 63ZM6 68V67H5ZM4 68V70H5ZM23 69V67H21ZM25 68V67H24ZM67 68V67H66ZM103 68V67H102ZM115 68V67H113ZM124 68V66H122V69L120 70H117V71H122ZM129 68H132L131 66ZM135 68V67H134ZM153 68V67H152ZM161 68V69H160ZM167 68V67H166ZM165 68V69H166ZM170 68V67H169ZM168 68V70H169ZM174 68V67H172ZM171 68V69H172ZM182 68V67H181ZM185 68V67H183ZM189 68V67H188ZM187 68V69H188ZM195 68V67H194ZM193 68V69H194ZM197 68V67H196ZM213 70L211 69V71H214L215 67H212ZM250 68V67H249ZM1 69V68H0ZM7 69H9V67H7ZM12 69V68H11ZM42 69L45 71L46 69V66H45V69L42 67ZM49 69V68H48ZM47 69V70H48ZM51 69V68H50ZM65 69V68H64ZM97 69V68H96ZM99 69V68H98ZM105 69V68H103ZM112 69V68H110ZM117 69V68H115ZM125 69V68H124ZM133 69V68H132ZM150 69V68H149ZM148 69V70H149ZM165 69H162V70H165ZM177 69V67L175 68V70ZM192 68H190L189 70H193ZM203 69H207L203 67ZM217 69V68H216ZM20 70V68H19ZM32 70V68H31ZM52 70V69H51ZM87 70V69H85ZM101 70V69H100ZM138 70V69H137ZM145 70V69H144ZM167 70V71H168ZM174 70V69H172ZM198 70V69H197ZM203 70V71H204ZM210 70V69H209ZM223 70V68H222ZM229 70V69H228ZM3 71V70H2ZM26 71V70H25ZM38 71V70H36ZM56 73H59L60 72V69H55ZM54 71V72H55ZM109 71V70H108ZM126 71V70H125ZM124 71V72H125ZM131 71V70H130ZM129 71V72H130ZM134 71V69H133ZM150 71V70H149ZM180 71V69H179ZM227 71V69H226ZM5 72V71H3ZM41 72V71H40ZM39 72V73H40ZM51 72L48 70V73ZM53 72V73H54ZM103 72V71H102ZM113 72V70H112ZM145 72V71H144ZM147 72V71H146ZM166 72V71H165ZM183 72V71H182ZM186 72V70H185ZM206 72V71H205ZM219 72V71H218ZM229 72V71H227ZM30 73V72H29ZM33 73V72H32ZM47 72H46V75H49ZM117 73V72H115ZM114 73V74H115ZM120 73V72H118ZM126 73V72H125ZM165 73V74H167ZM180 73V72H179ZM202 73V72H201ZM200 73V74H201ZM204 73V72H203ZM207 73V72H206ZM211 73V72H210ZM217 73V71H216ZM221 73V72H220ZM226 73V72H224ZM264 72H262L263 74ZM52 74V73H51ZM50 74V75H51ZM103 74V73H102ZM112 74V75H114ZM135 74V73H134ZM185 75V73H183ZM183 74L182 76H179L181 77V79H183ZM199 74V72H198ZM197 74V75H198ZM199 74V75H200ZM245 74V73H244ZM123 75V73L121 74ZM181 75V74H180ZM196 75V77H198ZM209 75V74H208ZM219 75V74H218ZM217 75V76H218ZM221 75V74H220ZM251 75V74H250ZM133 76V74L131 75ZM136 76V75H135ZM139 76V75H138ZM137 76V77H138ZM141 76V75H140ZM139 76V77H140ZM166 76V75H164ZM187 75H185V78H186ZM205 76V75H204ZM207 76V75H206ZM211 76V75H210ZM226 76V78L223 79V76L221 77L224 82H229L233 77H237V76H234L232 73L229 75H225L224 74V77ZM257 76V75H256ZM138 77V78H139ZM169 77V78H168ZM175 77V76H174ZM173 77V79H174ZM200 77V76H199ZM219 77V78H220ZM254 77V75L252 76ZM258 77V76H257ZM261 77V76H260ZM259 77V78H260ZM45 78V77H44ZM50 78V77H49ZM133 78V77H131ZM144 79L143 77H140V79ZM167 78V80H164V79ZM184 78V79H185ZM194 78V77H193ZM207 77H205V80H206ZM215 78V77H214ZM218 78V77H216ZM255 78V77H254ZM1 79H0V82H1ZM61 79V78H60ZM135 79V78H134ZM139 79V80H140ZM150 78H148L149 80ZM162 79L164 80V83L162 82ZM169 79V80H168ZM180 79V80H181ZM187 79V78H186ZM213 78L209 79V82L210 80L212 81ZM234 79V78H233ZM257 79V78H256ZM56 80V79H55ZM179 80V81H180ZM196 80V79H195ZM202 80V79H201ZM204 80V79H203ZM218 80V79H217ZM221 80V81H222ZM251 80V78H250ZM59 81V80H58ZM178 81V80H177ZM178 81V82H179ZM186 81V80H185ZM234 81V80H233ZM99 83L98 85L95 84V83ZM161 82V83H160ZM173 82V81H172ZM170 81L169 85L172 83ZM176 82V81H175ZM178 82H176L178 84ZM181 82V81H180ZM179 82V88L180 89L182 86ZM193 82V80H192ZM197 82V80L195 81ZM207 82H208V79H207ZM208 82V83H209ZM217 82V81H215ZM4 83V82H3ZM2 83V86L5 85ZM15 83V84H14ZM90 86V89H87L86 87V90H85V86H87V84ZM147 83V82H146ZM164 86H163V84ZM184 83V81H183ZM201 83V82H200ZM222 83V82H221ZM231 83V82H230ZM5 86L6 87H9V86ZM11 84V83H10ZM103 84V85H101ZM148 84V83H147ZM162 84V85H160ZM176 84V85H177ZM187 84V83H186ZM191 84V83H190ZM195 84V83H194ZM197 84V83H196ZM205 84V83H204ZM229 84V83H228ZM157 85V86H156ZM168 85V86H169ZM176 85H173L176 86ZM193 85V83H192ZM99 86H102V90L103 92L96 98H89L90 94L93 93V90H97V88ZM167 86V87H168ZM181 86V87H180ZM198 86H201L198 84ZM224 86V85H223ZM227 86V84H226ZM4 87V86H3ZM16 87H12V88H16ZM172 87V88H173ZM193 87V86H192ZM209 87V86H207ZM1 88V87H0ZM11 88V87H10ZM11 88V90H12ZM100 88V87H99ZM186 88V87H185ZM194 89H197L196 87H193ZM206 89V86L204 87ZM214 88V87H212ZM210 88V89H212ZM219 88V87H218ZM224 88V87H223ZM227 88V87H226ZM231 88V87H230ZM4 89V88H3ZM16 89V90H17ZM55 89V88H54ZM165 89V88H164ZM175 89V87L173 88ZM193 89V90H194ZM200 89V88H199ZM210 89H207V90H210ZM5 90V89H4ZM9 90V89H8ZM19 90H18V93H19ZM167 90V89H165ZM177 90V89H176ZM182 90V89H181ZM201 90V89H200ZM218 90V89H217ZM216 90V92H218ZM220 90V89H219ZM1 91V90H0ZM98 91V90H97ZM101 91V90H100ZM4 92V91H3ZM8 92V91H7ZM10 92V91H9ZM12 94L13 92L15 91H11ZM52 94H51V93ZM144 92L147 94V96H145V98H143V94ZM172 92V91H171ZM182 92V91H181ZM190 92V91H189ZM194 92V91H193ZM204 92V91H203ZM213 92V91H212ZM215 92V93H216ZM50 93V95H49ZM96 93V92H95ZM192 93V92H191ZM207 93V91H206ZM17 93L15 92V95ZM145 94V95H146ZM182 94V93H181ZM205 94V93H203ZM9 95V93L7 94ZM95 95V94H94ZM142 95V97H141ZM172 95V94H171ZM201 95V94H200ZM218 95V94H217ZM217 95L216 96V99H217ZM4 96V95H3ZM59 96V97H58ZM178 96V97H177ZM184 96V95H183ZM187 96V95H186ZM190 96V94H189ZM193 96V103L194 104H197V103H200V100L201 98H199V95H197L195 92L194 94L192 95ZM207 96H209V94H207ZM8 97V96H7ZM14 97V96H13ZM93 97V96H92ZM206 97V96H205ZM78 98V99H76ZM88 98V99H87ZM170 98V97H169ZM183 98V97H182ZM209 98V97H208ZM213 95L210 96V100H213ZM16 99V97H15ZM22 99V101H23ZM190 99V100H192ZM215 99V100H216ZM222 99V98H221ZM7 100V99H5ZM9 100H12L11 98ZM199 100V101H198ZM203 100V98H202ZM209 100V101H210ZM218 100V99H217ZM8 101V100H7ZM180 101V102H179ZM214 102V101H213ZM217 102V101H216ZM17 103V102H16ZM191 103V104H193ZM203 103V102H202ZM181 104V105H180ZM17 105V104H16ZM199 105V104H198ZM205 105V104H204ZM214 105H216L214 103ZM219 105V104H218ZM170 106H172L170 108ZM184 106V105H183ZM182 106V107H183ZM209 106V105H208ZM233 106V105H232ZM11 107V106H10ZM14 107V106H13ZM20 108L22 106H19ZM203 107V106H202ZM210 107V106H209ZM211 107H212V104H211ZM216 107V106H215ZM5 108L6 107H0V124L2 125V123L4 122H7L8 119L11 120V118H9V113L7 111H5ZM174 108V109H172ZM204 108V107H203ZM202 108V109H203ZM214 108V107H213ZM217 108V107H216ZM233 108V107H231ZM242 108V109H241ZM7 109V108H6ZM26 109V107H25ZM24 109V110H25ZM184 109V108H183ZM181 109V110H183ZM199 109V108H198ZM201 109V110H202ZM206 109V108H205ZM13 110V109H12ZM19 111V108L17 109ZM16 110V111H17ZM192 110V109H191ZM227 110V109H226ZM14 111V110H13ZM17 111V112H18ZM28 111V110H27ZM26 111V112H27ZM215 111V110H214ZM16 112V113H17ZM21 112V111H20ZM18 112V113H20ZM180 112V111H179ZM202 112V111H201ZM204 112V111H203ZM213 112V111H212ZM23 113V112H22ZM25 113V112H24ZM28 113V112H27ZM187 114V113H186ZM200 114V113H199ZM204 114V113H203ZM21 115V114H20ZM15 116V115H14ZM19 116V115H18ZM25 116H26V113H25ZM190 116V114H189ZM194 116V115H193ZM192 116V117H193ZM208 116V115H207ZM17 117V116H15ZM19 117H22V116H19ZM110 117L112 118H116V120L114 121L115 123V129H114V132H111L110 128H108L109 130L106 129V125H105V121H107ZM191 117V116H190ZM204 117V116H203ZM18 118V117H17ZM201 118V117H200ZM209 118V117H208ZM20 119V118H19ZM121 119V121L119 120ZM195 119V118H193ZM204 119V118H203ZM31 120V119H30ZM112 120V119H111ZM31 121V122H32ZM213 121V120H212ZM11 122V121H10ZM208 123V122H207ZM210 123V122H209ZM6 124H9L10 123H6ZM12 125V124H11ZM207 125V124H206ZM205 125V126H206ZM5 126V124H4ZM12 128V127H11ZM24 128V127H23ZM206 128V127H204ZM6 130H8V128H4ZM4 129L2 128V133L4 131ZM18 130V128H16ZM15 129V131H17ZM10 130V129H9ZM206 130V129H205ZM66 131V132H67ZM208 131V130H207ZM206 131V132H207ZM219 131H221L223 133L222 137H224L226 140V143H225V146H227L228 150H227V154L229 151L233 152L235 151H243L244 149V163L241 164V163H238L237 160V156H235V162H232V161H229L227 160L226 158H217V162L216 164H212L211 162L208 161V158H207V152L205 151H208L206 150L207 148L208 149H211L212 146H211V140L212 139H217L216 137V134L214 135V133H218ZM10 134L11 132L8 131ZM7 132V133H8ZM14 132V131H12ZM220 132V133H221ZM18 133V132H16ZM208 133V132H207ZM206 133V134H207ZM219 133V135H220ZM66 134V133H65ZM205 134V132H204ZM1 135V134H0ZM68 135V134H67ZM4 136V133L2 135V137ZM22 135H20L21 137ZM7 137V136H6ZM9 137V136H8ZM12 138V136H10ZM10 137H9V140H10ZM14 137V136H13ZM18 137V136H17ZM16 137V138H17ZM57 137V138H56ZM68 137V136H66ZM76 137L77 139H74L72 140V138ZM5 138V137H4ZM61 138V137H60ZM69 138V139H70ZM237 139V143L236 142H233L234 139ZM30 139V137H29ZM83 139H88L87 141L86 140H83ZM211 139V140H210ZM6 140V139H5ZM4 140V141H5ZM9 140L7 142H9ZM32 140V139H31ZM34 140V139H33ZM63 140V141H64ZM83 140V141H82ZM99 140V141H98ZM223 140V139H222ZM232 141L231 144L230 142L228 141ZM3 141V142H4ZM14 141V139L12 140ZM35 141V140H34ZM96 141L98 143H96ZM218 143V141H216ZM224 142V141H223ZM12 142H9L8 144H10ZM29 143V142H28ZM33 143V142H32ZM194 143L198 145V148L197 150H195L194 148ZM247 143H250L247 144ZM15 144V142H14ZM31 144V142H30ZM224 144V143H223ZM7 145V143H6ZM35 145V144H34ZM220 145V144H219ZM244 145H247V147H244ZM11 146V145H10ZM14 146V145H13ZM33 146V144H32ZM40 146V144H39ZM50 146V144H49ZM60 146V147H61ZM69 146V145H68ZM237 146V147H235ZM19 147V145H18ZM16 147V148H18ZM34 147V146H33ZM207 147V148H206ZM220 147V146H219ZM9 148V147H7ZM6 148V149H7ZM14 148V147H13ZM12 148V149H13ZM36 148V147H35ZM60 148V150L62 149ZM217 148V147H216ZM226 148V149H227ZM5 149V148H4ZM10 149V148H9ZM52 148L48 147L47 145L44 146V147H41L40 148H37V149H26V144H24L23 148H22V151L25 153L20 157L18 158V160L20 161V164H19V169L18 170H26L28 167H30L31 170H34L36 171L37 173L40 172L41 168L43 167L42 164L41 165H38V162L39 161H45V157L49 156L50 157H56V155H60V154H56L55 152V149L53 151H51ZM86 151H85V150ZM221 149V148H220ZM3 150V149H2ZM17 150V149H15ZM67 150V149H65ZM1 151V150H0ZM5 151V150H4ZM8 153H9V150H7ZM213 151V150H212ZM211 151V152H212ZM11 152V151H10ZM62 152V150H61ZM60 152V153H61ZM64 152V150H63ZM67 152V151H66ZM226 152V151H225ZM230 152V153H231ZM234 152V153H235ZM236 152V153H237ZM7 153V152H6ZM18 153V152H17ZM15 153L14 151V154H17ZM27 153V154H26ZM70 153V152H69ZM67 153L66 155L69 156ZM200 153H203L204 156L200 157ZM224 153V152H223ZM246 153V154H245ZM5 155V153H3ZM12 154V153H11ZM71 154V153H70ZM214 154V153H212ZM211 154V155H212ZM218 154V153H217ZM216 154V155H217ZM222 154V153H221ZM220 154V155H221ZM226 154V153H225ZM1 155H2V152H1ZM65 155V156H66ZM78 155V157H77ZM235 155V154H234ZM237 155V154H236ZM242 155V154H241ZM66 156V158H67ZM69 156V158H70ZM205 156L207 159H205ZM215 156V155H214ZM222 156H224L222 154ZM8 157V156H7ZM10 158H12L13 156L9 155ZM3 158V157H2ZM74 158V159H73ZM5 159V158H4ZM51 159V158H50ZM49 159V160H50ZM232 159V158H231ZM14 160V159H13ZM68 160V161H69ZM4 161V160H3ZM15 161V160H14ZM13 161V162H14ZM18 161V162H19ZM21 161H26L27 163L26 164H23L21 163ZM54 161V160H53ZM56 161V159H55ZM1 162V161H0ZM52 162V161H51ZM4 163V162H3ZM2 163V164H3ZM9 163V162H8ZM61 163V162H60ZM92 163V161H91ZM1 164V165H2ZM55 164V163H54ZM193 164H195V167H192L194 166ZM241 164V165H240ZM7 165V164H6ZM6 165L4 167H1L0 170L4 169L6 167ZM11 165V164H10ZM224 165H226L225 167V170L227 171V173L224 174L225 171H223L224 169ZM42 166V167H41ZM57 166V165H56ZM63 166V165H62ZM60 168H63V167H60ZM172 168V169H171ZM12 169H16V167H12ZM56 170V173H58L60 170L55 167L53 168L51 171H55ZM170 170H173L174 171V175H171L172 173L170 172ZM9 171V170H7ZM6 171V173H7ZM49 171V170H48ZM4 172V171H3ZM14 172V170L12 171ZM21 172V171H20ZM18 172V173H20ZM47 172V171H46ZM62 172V170H61ZM188 172V173H187ZM4 173V174H6ZM11 173V172H10ZM49 173V172H48ZM186 174V176L184 177L183 175ZM201 173V175H204L203 177L206 179V178H213V182H210V179H203V178H200L199 177V174ZM1 174V173H0ZM9 174V172H8ZM3 175V174H2ZM10 175V174H9ZM18 175V174H17ZM16 175V176H17ZM53 175V174H52ZM5 176V175H3ZM30 176V175H29ZM33 176V175H32ZM31 176V177H32ZM48 176V175H47ZM57 176V175H56ZM168 176H172L173 179L175 180H172V181H169L168 179ZM37 177V176H36ZM49 177V176H48ZM13 178V177H12ZM30 178V177H29ZM184 179V182H185V187L182 188L185 190V193H188V191H192V192H197L198 195H200L201 197H205L204 198V201L200 207L201 210H203L202 208H204L205 204H207V202H214V203H217L218 204V201L220 200V198L225 194L226 195V192H229L231 191V188L233 187L235 191V197L233 198V200L230 202V204L228 203V208L229 210H225L223 211V214H221L222 216V220H215V222L217 221V224L215 223H209V224H203L200 220H199V216L198 215H195L194 218L192 219H188L189 217H185L184 214L182 213L181 209L179 208V205L180 206H184L186 205V201L184 200H180L178 197L179 195L177 196V198L174 200L175 197H170V200L169 202H165V201H162L163 198L167 197L169 195V192H172V191H175L178 189V187H176V181L179 182L180 184V181H183ZM2 179L5 181V179L2 177ZM9 179V178H8ZM23 179H26L23 177ZM51 179V177H50ZM49 179V180H50ZM14 180V179H13ZM212 180V179H211ZM9 181V180H8ZM18 181V180H17ZM27 181V180H26ZM45 181V180H44ZM166 183L165 186L162 187V185L160 184V182H163ZM22 182V181H21ZM29 182V181H28ZM43 182V181H41ZM26 184V183H25ZM30 184V182H29ZM40 184V183H39ZM42 184V183H41ZM49 185H50V182H49ZM37 186V184H36ZM41 187V186H40ZM39 187V188H40ZM37 190V189H36ZM225 190V191H224ZM233 190V191H234ZM159 191H162V193H160ZM183 191V190H182ZM38 192V191H37ZM115 192V191H114ZM122 192V193H124ZM178 192V191H177ZM46 193V192H45ZM115 194V193H114ZM119 194V193H118ZM143 194V193H142ZM176 194V193H175ZM191 194V193H190ZM35 195V194H34ZM56 193H55V197H56ZM59 195V194H58ZM57 195V196H58ZM156 195V196H155ZM51 196H53L51 194ZM141 196V194H140ZM152 196H154V198H152ZM185 196V194H184ZM54 197V198H55ZM188 197V196H187ZM191 197V196H190ZM57 198V197H56ZM113 198V197H112ZM186 198V196H185ZM224 198V197H223ZM115 200V199H114ZM125 200V201H126ZM180 201V204L176 206V203ZM226 200V199H225ZM229 202V200H228ZM33 203V201H32ZM31 203V205H32ZM106 203V202H105ZM112 203V202H110ZM119 203V202H118ZM137 204V203H136ZM182 204V205H181ZM102 205H103V202H102ZM108 205V204H107ZM112 205V204H110ZM128 206V205H127ZM102 208V207H101ZM100 208V209H101ZM148 208V207H147ZM224 208V207H223ZM103 209V208H102ZM133 209V208H132ZM195 209V208H194ZM154 210V209H153ZM152 210V211H153ZM198 210V209H197ZM215 208H212L210 213L211 212H215ZM156 211V209L154 210ZM145 212V210H144ZM103 213V212H102ZM134 213V212H132ZM137 213V212H135ZM151 213V212H150ZM216 214L220 213V211L217 213L215 212ZM131 214V212H130ZM149 214V213H147ZM152 214V213H151ZM181 215V217H184V219H187V221L184 223V226L182 227H178L177 224L176 225V220L174 219L175 216L177 215ZM196 214V213H195ZM128 215V214H127ZM201 215V214H200ZM214 215V214H213ZM156 216V215H155ZM154 216V217H155ZM188 216V215H187ZM132 217V216H131ZM138 217V215L136 216ZM153 216H148L146 214H142L138 221H139V225L140 224H145V225H153L150 219H152ZM180 218V217H179ZM191 218V216H190ZM215 218V217H214ZM218 218V217H216ZM160 219V218H158ZM157 220V219H156ZM174 220V223H172ZM203 220V219H202ZM129 221V220H128ZM137 221V222H138ZM27 222V221H26ZM136 222V221H135ZM168 222V221H166ZM183 222V221H182ZM201 222V223H200ZM212 222V221H210ZM223 222V223H222ZM127 224V222H126ZM131 224V223H129ZM128 224V226H129ZM136 224V223H135ZM156 224V223H154ZM164 224L166 223H160L159 226H158V229H161ZM212 224V225H211ZM157 227V226H156ZM17 231V230H16ZM181 231V232H180ZM7 232V231H6ZM144 234V233H143ZM160 235V233H159ZM155 236V235H154ZM161 236V235H160ZM1 237V236H0ZM142 239H147V238H142ZM149 239V238H148ZM183 239H186L185 241H183ZM136 239H134L133 241H135ZM173 240V239H172ZM171 240V241H172ZM118 241V240H117ZM139 241V240H138ZM176 241V240H175ZM146 242V241H145ZM148 247L147 249L150 251V252H153L154 253V256H156L157 258H159L160 256H162V252L164 250H162V252H154L156 250V247L154 246V243L157 242V240L153 241V240H148ZM188 242V243H187ZM128 243V242H127ZM166 243V242H165ZM182 243V244H181ZM185 246V247H184ZM158 247H162L163 249V246L161 244L158 245ZM185 248V249H184ZM114 249V248H113ZM135 249V248H134ZM158 249V248H157ZM171 249V248H170ZM176 249V248H175ZM191 250V249H190ZM189 250V251H190ZM196 250V249H195ZM129 251V250H128ZM170 251V250H169ZM72 253V252H71ZM70 253V254H71ZM164 253V252H163ZM198 253V252H196ZM201 254V253H200ZM199 254V255H200ZM213 254V253H212ZM211 254V255H212ZM189 257L186 258V259H183V261L181 262V264H202L201 261H200V258L198 259H194V253H192L191 251L189 252ZM197 255V256H199ZM15 256V254H14ZM20 256V255H19ZM176 255L173 254V256H170L169 258H172ZM225 255V257H227ZM204 256H202L203 258ZM215 257V255H214ZM219 257H222V256H219ZM132 258V257H131ZM201 258V259H202ZM205 258V257H204ZM207 258V257H206ZM224 258V255L223 257ZM137 259V258H136ZM215 259V258H214ZM218 259V258H217ZM226 259V258H225ZM207 260V259H205ZM209 260V259H208ZM221 260V258H220ZM224 260V259H223ZM264 260V259H263ZM192 261V262H191ZM227 261V260H226ZM225 261V262H226ZM208 262V261H207ZM214 263V262H213ZM220 263V262H219ZM223 263V262H222ZM229 263V261H228ZM240 263V262H239ZM262 263V262H261ZM210 264V263H209ZM258 264V263H257Z\"/></svg>",
  "mask_w": 264,
  "mask_h": 264
}]
</instances>
